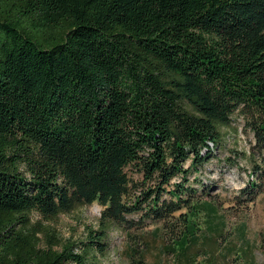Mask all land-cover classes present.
Returning a JSON list of instances; mask_svg holds the SVG:
<instances>
[{
	"label": "trees",
	"instance_id": "16d2710c",
	"mask_svg": "<svg viewBox=\"0 0 264 264\" xmlns=\"http://www.w3.org/2000/svg\"><path fill=\"white\" fill-rule=\"evenodd\" d=\"M235 115L264 165V0H0V264H102L111 226L194 241ZM93 202L82 239L33 219Z\"/></svg>",
	"mask_w": 264,
	"mask_h": 264
},
{
	"label": "rangeland",
	"instance_id": "374dc122",
	"mask_svg": "<svg viewBox=\"0 0 264 264\" xmlns=\"http://www.w3.org/2000/svg\"><path fill=\"white\" fill-rule=\"evenodd\" d=\"M233 118L231 127L220 128L219 144L196 174L210 202L199 205L201 212L192 218L194 241L187 237L180 242L162 221L130 234L111 226L102 264H129V248L142 251L147 264H264V165L253 152L252 133L240 116ZM250 182L258 187H249ZM101 209L93 202L54 219H33L52 225L65 239H82L85 228H97Z\"/></svg>",
	"mask_w": 264,
	"mask_h": 264
}]
</instances>
